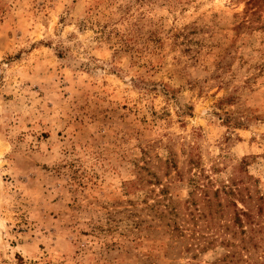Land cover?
Wrapping results in <instances>:
<instances>
[{"label": "rangeland", "instance_id": "obj_1", "mask_svg": "<svg viewBox=\"0 0 264 264\" xmlns=\"http://www.w3.org/2000/svg\"><path fill=\"white\" fill-rule=\"evenodd\" d=\"M208 178L263 220L264 0H0V264H212Z\"/></svg>", "mask_w": 264, "mask_h": 264}, {"label": "trees", "instance_id": "obj_2", "mask_svg": "<svg viewBox=\"0 0 264 264\" xmlns=\"http://www.w3.org/2000/svg\"><path fill=\"white\" fill-rule=\"evenodd\" d=\"M208 183L209 178L206 183L195 181L193 184L194 189L189 192V198L185 201L187 211H183L180 216L186 227L180 230V225L174 222L176 229L181 232L190 231L188 237L195 241L190 242L188 247L198 246L203 240L206 244L200 246V249H205L217 241L221 246L229 248L212 264H264V260L260 261L254 256V250L259 247L258 240L264 236V218L261 221L258 216L262 212L261 208H258L259 204H253L257 207V212H254L252 195L244 193L241 188L233 187V181L211 192ZM238 202L242 203L241 207ZM169 212L173 216L178 214L177 208L174 207H170ZM200 218L204 220V224L198 223ZM203 229L208 230L207 234L201 232Z\"/></svg>", "mask_w": 264, "mask_h": 264}]
</instances>
